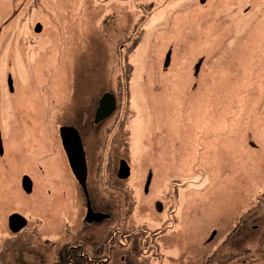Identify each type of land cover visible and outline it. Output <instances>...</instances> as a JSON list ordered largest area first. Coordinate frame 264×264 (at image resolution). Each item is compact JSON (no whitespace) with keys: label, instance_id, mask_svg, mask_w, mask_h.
Returning <instances> with one entry per match:
<instances>
[{"label":"rangeland","instance_id":"1","mask_svg":"<svg viewBox=\"0 0 264 264\" xmlns=\"http://www.w3.org/2000/svg\"><path fill=\"white\" fill-rule=\"evenodd\" d=\"M21 1L0 0V138L9 145L10 155L18 162L11 166L13 188L10 194L14 202L22 201L17 187L18 174L30 171L32 165L27 166V161L38 156L32 152L17 154L20 143L16 141L22 135L34 138L21 129L17 112L26 113L28 117L33 108L40 110V101L53 100V109H48L49 115L52 113L51 122L45 128L49 134L77 112L75 98L81 96L85 102L87 98L96 100L103 89L114 92L119 79L124 91L129 83L131 104L136 113L131 132V181L139 183L147 167L153 166L150 167L153 170L168 160L162 157V152L159 155L154 151L140 160L139 137L148 132L150 145L158 146L161 142L165 146L168 142L171 168L183 169L190 155L195 158L196 167H203L202 162H206L205 171L220 170L213 175V182L217 181L214 185L222 184L217 190L210 188L205 192L193 189L188 183L171 186L168 182L171 191L166 195L162 194V184L160 186L159 180L154 178L153 170L147 195L136 198V208L141 212L134 214V223L146 224L149 228L160 226L164 217L161 214L162 218L152 219L156 202H161L162 209L166 210L168 200L171 205V196L178 198L174 209L178 208V213H182V209L187 211L186 219L179 214L180 222L170 237L168 255L174 258L185 255L184 240L185 244L189 243L191 261L201 259L208 247L200 243L210 224L217 223L215 213L230 205L236 207L233 216L238 218L264 196V0H209L206 12L191 9L189 3L197 0H35L36 18L41 20L42 31L32 38L27 34V26L25 31L20 25L17 27L14 52L10 49L9 55L17 74L15 91L7 97L4 96V74L10 40H3L2 36L10 26V9L15 6L16 13ZM40 4L43 10L39 9ZM246 5L250 6L248 18L242 13ZM197 6L198 3L192 4L193 8ZM21 15L20 10L13 19ZM20 20L23 22V15ZM26 20L28 17L25 23ZM169 49L168 68L165 73H158ZM40 54L41 60H37ZM199 54L207 55V60L209 56L212 58L215 72L202 68L196 77L198 83L193 87L188 72ZM24 65L29 66L26 71ZM38 65L45 71L44 75L38 73ZM63 97L65 102L59 106ZM127 101L124 93L123 102ZM11 110L18 117L9 115ZM250 140L254 148L249 146ZM94 151L95 144L90 152ZM201 169L186 177L180 174L175 181L199 179ZM56 172L60 183L57 194L46 196L50 211L46 228L56 229L51 233L54 238L60 234L63 224L59 221L63 216L59 220L51 216L54 209H62L64 213L73 208L69 219L63 220L66 224L72 222L73 211L79 216L84 214L80 197L73 206L70 203L75 199L74 181L67 168ZM49 181L50 174H47L45 183ZM232 192L238 193L237 202L231 203ZM185 199L188 204H183ZM11 204L17 208L16 202ZM131 204L128 197L126 209H132ZM7 205H0V215L2 206ZM259 209L261 211L262 207ZM261 233L255 241L261 239L258 238ZM51 261L54 260H47Z\"/></svg>","mask_w":264,"mask_h":264},{"label":"flooded vegetation","instance_id":"2","mask_svg":"<svg viewBox=\"0 0 264 264\" xmlns=\"http://www.w3.org/2000/svg\"><path fill=\"white\" fill-rule=\"evenodd\" d=\"M30 2L33 3L29 5ZM208 2L209 0H197V2H190L189 6L193 11L206 12ZM196 3H198V6L193 8L192 4ZM19 4L16 13L21 10L24 18L23 22L22 20L18 21L22 15L13 19L16 14L15 6H13V9H10L12 16L8 20V26H10L2 36L3 40H10L4 74V96L7 95V97L15 91L14 78L17 74L13 62L11 63L9 60V55L10 49L11 53L14 52L13 38L17 27L21 26L22 31H25L27 26V34L32 38L42 31L41 20L36 18L37 2L35 0H23ZM41 5H39V9L43 10ZM249 10L250 6L246 5L242 9V13L247 15ZM249 16L247 15L246 18ZM25 17H28L26 23L24 22ZM23 23L26 25H23ZM132 47L133 50L135 44ZM168 52L170 58V49ZM41 56L42 54L38 56L37 60H41ZM211 59L209 56L207 60V55L199 54L192 61L188 77L190 76V83L193 87L198 83L196 77L202 68L209 73L215 72L212 70ZM165 60L166 56L158 73L163 74L166 72L169 63L164 65ZM28 67L23 66L25 71ZM36 67L39 74H45V71L41 69V65ZM122 85L123 82L118 79L114 92L103 89L96 100L87 98L85 102L81 96L75 98L77 112L72 115V118L64 119L66 121L59 123L56 130L51 129L52 131L49 134L46 133L45 128L48 122H51L49 116L52 113L49 115L48 109H53L55 104L53 100L40 101V110L37 112L38 109L33 108L30 111L31 116L27 117L26 113L17 112L21 117L19 123L23 126L21 129L29 132V134L31 133V137L32 135L34 137L28 139L25 137L26 135H22L16 141V143H20V145H17V154L20 156L32 152V155L38 154V156L32 161H27V166L32 165L31 169L29 168L31 172L20 171L17 176V187L21 192L22 201H15L17 203V208H15L11 204L15 203L14 197L10 194L13 188V182L11 181L13 168L11 166L18 164V162H15L14 157L10 155L9 145L0 138V160H3L0 163V205L8 204L6 207L2 206L4 209H2L0 215V264H264V196L259 199L260 201L258 200L257 204H251L238 218L233 216L234 209H236L234 206L227 205V209H219L215 213L218 219L217 223L215 225L209 223L210 226L204 233L200 243L208 249L203 257L197 259V261H191L188 249L189 243L185 244L186 241L184 240L182 242H184V247L187 248L185 255L182 254L176 258L168 255L171 244L170 237L177 223L180 222L179 214L182 215V219H186L184 214L187 211L182 209V213L181 211L178 213V208L174 209L175 204L177 206L178 198L174 199L172 195L171 205L168 200L166 210L162 209L163 204L161 202H156V210L150 214L152 219L153 217L160 216L162 218V215L164 216L160 221V226L149 228L146 224L134 223V214L141 212L136 208V198L147 195L154 173V178L159 180L160 186L162 184L163 195L171 191L168 182L171 186H186L188 183L192 185L193 189H200L205 192H208L210 188L213 189L212 191L217 190L222 184L215 186L214 183L217 181L213 182V175H217L220 170L212 172L211 168L210 172L205 171L207 168L206 162H202L203 167L199 166L200 168H198L196 167L195 158L190 155H187L185 165L181 167L183 169H180V167L178 169L171 168L168 164L171 156L168 142H165V146L161 142L158 146L154 143L150 145L147 142L150 132L139 137L140 160L153 151L159 155L162 152V157H167L168 160H164V163L153 168L154 173L150 168L153 166L147 167V172L139 183L131 181L130 178L133 174L130 161L131 132H133L132 123H134L136 113L131 104L129 83L126 86V91L123 90ZM124 93L128 98L126 103L123 102ZM104 94L109 95L107 96L108 100H113L114 107L108 115L103 116L101 113L106 109V102H104L100 108L101 115H98L102 117L96 119L99 100ZM64 102L65 97H63L62 102L57 104L62 106ZM78 102L82 105H79ZM262 104L264 105V103ZM8 113L13 118L17 116L16 114L14 116L12 110ZM51 125L53 126L52 123ZM62 127L75 129L80 138L86 164L85 188L82 187L70 169L60 138V128ZM180 133L183 134L182 130H180ZM189 137L190 135H188V139ZM171 143L173 142L171 141ZM94 144L95 151L92 153L90 150ZM249 146L251 148L255 147L251 140ZM11 152L13 153V151ZM90 154H95L94 158ZM172 154L174 156L175 153ZM249 154L251 158L254 157L252 153ZM63 167L67 168L74 181L75 199L70 200V203L73 206L80 197L84 214L79 216L73 211L74 218L72 222L66 224V221L63 220L69 219L70 215L68 214H71L73 208L70 212L64 213L61 211L62 209L59 211L54 209L51 216L53 215L57 220L63 216L59 220L63 223L60 228L62 230L54 238L51 233H55L56 229L46 228V216H49L50 213L47 209L46 196L51 193L53 195L57 194L56 190L60 183L55 176L56 170L60 169L62 172ZM200 169L202 171L199 179H187L181 183L175 181L180 178V174H186V177L194 170ZM125 173L127 175L123 177ZM47 174H50V181L45 183ZM53 175L55 178L52 177ZM229 186H232V184H229ZM231 196V203L238 201L237 192H232ZM128 197L132 201V209L130 210L125 207ZM186 203L188 204L187 199L183 204ZM9 204L12 206L9 207ZM259 207H262L261 211ZM88 208L94 214H100L102 217L98 221L86 220ZM12 215H15L17 219L10 220ZM260 232L262 233L258 238L261 239L255 241V237ZM165 237L169 238V241L165 240ZM49 254L51 255L50 258H48ZM47 260L54 261L47 262Z\"/></svg>","mask_w":264,"mask_h":264},{"label":"water","instance_id":"3","mask_svg":"<svg viewBox=\"0 0 264 264\" xmlns=\"http://www.w3.org/2000/svg\"><path fill=\"white\" fill-rule=\"evenodd\" d=\"M168 63H169V52L166 54V60H165L164 65H167ZM107 96H109V95L104 94L101 97V99L99 100V107H98L96 119L98 117H102V116H98V115L100 114V108L103 106L104 102H106L105 103L106 109L104 110V112L101 113V114H103V116L108 115L114 107L113 100L112 99L108 100ZM60 138H61L62 147L65 151L70 169H71L72 173L74 174V176L76 177V179L82 185V187L85 188L86 164H85L84 151L82 148L80 138H79L76 130L73 128H70V127L60 128ZM126 175H127V173H125L123 175V177H125ZM100 217H102V215L94 214L88 208L87 214H86V220L98 221ZM14 219H17V217H15V215H12L10 217V220H14Z\"/></svg>","mask_w":264,"mask_h":264}]
</instances>
